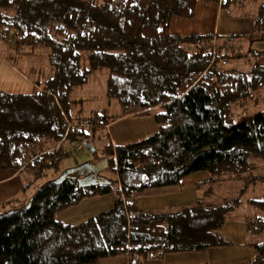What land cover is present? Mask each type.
Returning a JSON list of instances; mask_svg holds the SVG:
<instances>
[{"label": "trees", "instance_id": "16d2710c", "mask_svg": "<svg viewBox=\"0 0 264 264\" xmlns=\"http://www.w3.org/2000/svg\"><path fill=\"white\" fill-rule=\"evenodd\" d=\"M196 1L0 0V26L13 33L15 49L24 47L25 55L47 49L51 68L29 94L0 90V170L24 177L17 195L0 200V264H95L115 256L142 264L231 244L221 229L227 214L244 205L249 187L220 196V203L214 196L224 179L264 185V65L225 68L222 60L237 54L222 48L220 35L172 33V17L194 19ZM204 1L231 16L250 13L246 36L264 40V0ZM97 69L109 71L106 95L118 113L108 118L97 109L72 121L70 96ZM131 115L151 116L155 133L113 145L109 123ZM103 135L98 149L94 143ZM67 143L94 146L90 161L105 160L117 181L112 207L76 223L56 213L112 188L107 178L79 187L82 169L37 185L49 173L62 174ZM201 171L208 178L195 184L200 193L192 204L138 207L137 195L180 188ZM251 192L246 203L260 213L246 228L263 237L248 240L253 257L244 264H264V194Z\"/></svg>", "mask_w": 264, "mask_h": 264}, {"label": "crops", "instance_id": "0c3cea01", "mask_svg": "<svg viewBox=\"0 0 264 264\" xmlns=\"http://www.w3.org/2000/svg\"><path fill=\"white\" fill-rule=\"evenodd\" d=\"M234 15H228L219 4L197 0L195 3L194 19L188 20L173 16L170 29L172 33L175 32L181 35L213 33L216 34V38L220 35V38L217 39L218 43L222 45L226 43L227 49H233L234 53L237 54L236 58L229 60L231 64L230 69H240L241 66H244L247 70L253 62L264 65V40H259L254 36H246L252 32L253 15L250 13L245 14L242 10L234 11ZM11 56L12 54L9 53L8 48L4 49V53H0V59L4 62L6 61V63L12 61ZM11 70L12 73H17L16 68L13 67ZM12 73L6 76L5 79L0 76V88L8 90L11 93L23 92L29 94L31 84L26 85L27 83H23V81L13 77ZM23 77L31 81L25 75ZM121 123L122 126L120 125ZM115 124H117L115 133L118 136L116 134V137L111 136L114 134L110 135L113 145H121L144 139V137L155 133L157 129L155 120L147 115L122 116L110 122L107 130L110 128L112 131L111 127ZM127 125L131 127V131L125 132ZM207 178L206 172H195L182 180L180 188L168 187L147 190L145 193L137 195L138 207L144 211H158L170 205H190L195 200L196 195L200 193L195 184ZM23 179L24 177L19 172L11 168L0 170V200L17 195L23 185ZM226 180H222L219 184L221 187H224V193L220 192L221 197L227 196V191H225L227 185L224 186ZM96 197L98 196L91 198ZM113 200L114 197L109 201L110 204H113ZM87 201L90 200L84 199L82 204L92 203L91 201ZM95 204L98 205V203ZM230 219L232 221L226 220L221 233L225 240L231 242V244L223 247L208 248L205 251L173 253L167 255L163 260L149 259L143 261L142 264H244L250 261L253 257V252L252 248L248 246L249 231L246 228L248 221L244 216H239L236 219L230 217ZM59 220L63 221V219ZM65 220L63 222L76 223L71 216ZM95 264H129V258L127 256L103 257V259Z\"/></svg>", "mask_w": 264, "mask_h": 264}, {"label": "rangeland", "instance_id": "374dc122", "mask_svg": "<svg viewBox=\"0 0 264 264\" xmlns=\"http://www.w3.org/2000/svg\"><path fill=\"white\" fill-rule=\"evenodd\" d=\"M4 44H0V53L3 52L4 53ZM9 53L12 54L11 59L12 61L9 63H6V61L4 62L2 59H0V76L5 79L6 76L10 75L12 73L13 67L16 68L17 73H12L13 77L19 79L20 81H23V83H27L26 85H30V90H32V88L34 87V82H37L40 78L39 75L40 73H44V74H49L51 68L49 66L48 63V50L44 49V48H38V50H36L34 53L31 54H19L18 51L15 49H9ZM246 54V51H245ZM226 61H228V64L225 65V68H230V61L229 59H227ZM241 66V65H240ZM246 70L244 68V66H241L239 70ZM109 74V71L106 69L100 70L97 69L93 72L90 73L89 78L90 80L85 83V85L81 86V87H77L74 89V92L71 94L70 96V108H69V113L71 114V119L72 121L75 120H79V121H84L86 120V118L89 117V115L91 114L92 110H101L104 109L106 110L107 114H108V118L114 116L116 113H118L117 111V105H116V101L113 99H109L106 95L107 89H106V83H107V76ZM23 75H25L27 78H29L31 81L27 80L26 78L23 77ZM41 80V79H40ZM31 82V83H29ZM0 90L4 91V92H10L8 90H4L1 89ZM23 93V92H22ZM264 98V96H263ZM262 104H264V99L262 101ZM235 110H238V107H235ZM149 116V115H147ZM137 125V123H135ZM122 126V123L120 124ZM117 124L112 125L110 130L108 131L109 137L111 134L112 137H116V135L118 136L117 133H115V130L117 129ZM126 131H131V127H129L127 125V128L125 129ZM103 134V133H102ZM116 134V135H115ZM106 135L103 137H101L98 141H96L94 143V146L97 147L99 149V147L102 146V143H104ZM66 147L68 148V150L70 151L67 159L65 160L62 169L65 171L66 169H75L78 166L82 165V164H86L88 163V161H90L93 158L92 153H90L88 151V149H86V147L84 146L82 149H76L75 145L74 147H72V145L70 144H66ZM100 161V160H99ZM98 161V162H99ZM97 162V163H98ZM81 170V169H79ZM82 170H84V175L88 176L90 173L88 172L89 169H85L82 168ZM88 172V173H87ZM96 172V171H95ZM63 173V172H62ZM257 174L259 173L256 172ZM96 178L98 179L99 177H103V178H107L110 179L111 181V188H112V193L110 194H105V195H101L98 196L96 198H90L88 200H90L92 203L90 204H82L83 200L80 202V204H78V206L73 207V208H67L63 211H59L56 213L57 218L59 219H63V221H66V218H69L70 216L73 218V220L75 222H79L81 220L86 219L87 217H90V215H94V213H98L101 212V210H105L111 207L112 204H110L109 201L112 200V197L114 196V192H115V187L117 185V181L114 177V175L112 174V172H110L108 170L107 167L102 168L99 172L94 173ZM193 174V173H191ZM260 174V173H259ZM61 174H52L49 173L47 176L43 177L42 179L36 181L37 185H42L45 182H51V181H55L56 179L59 178ZM24 180V179H23ZM228 180V181H227ZM226 180V184L224 183V186H226L225 191H227V196H231V197H235L236 194L238 193L239 189H241L244 186H248V191H246V193L243 195V198L245 200L244 205L240 206L239 208H237V210L235 211H231L230 213L227 214V221H232L230 219V217L233 218H237L239 216H244L246 218L247 221H255L256 216L260 213L257 209H255L254 207H251V205L248 203H246V201L248 200V198H251L252 192L251 189L253 190L254 194L255 193H260L261 195L264 194V185L262 183L255 182V181H251L249 178H241V179H227ZM230 181V182H229ZM88 183V182H86ZM216 186V185H215ZM35 188V185H32V189L30 190V194L33 192ZM216 189H218L216 195L214 196V200H216L217 202L220 203V196L221 193H224V187L221 185H217ZM225 193V194H226ZM224 194V195H225ZM259 194V195H260ZM256 196V195H255ZM213 200V201H214ZM87 201V202H90ZM93 201H98V202H93ZM95 203H98V205H96ZM89 205V206H86ZM75 209V210H74ZM262 211V210H261ZM74 216V217H73ZM236 222V221H235ZM255 229H250L249 231V235H248V240H252L253 238L255 240H260L263 237V233L261 232V234L257 233L254 231Z\"/></svg>", "mask_w": 264, "mask_h": 264}, {"label": "water", "instance_id": "95a60500", "mask_svg": "<svg viewBox=\"0 0 264 264\" xmlns=\"http://www.w3.org/2000/svg\"><path fill=\"white\" fill-rule=\"evenodd\" d=\"M84 146L86 147V149H88V151L90 153H92L94 151V146L90 145V144H84ZM99 162H101V165L99 166ZM98 163L97 162H91V161H88V163L86 164H82L80 166H78L77 168L75 169H66L65 171H63V173L59 176V178L57 179L58 181H61L63 180L66 175H68L69 173H73L75 171H77V169H82V168H85V169H89L90 171L94 170L96 172H99L102 168H105L107 167L106 165V161L105 160H100ZM86 175L83 176V177H79L77 180H78V185L79 187H89L90 185L94 184V183H102V182H106L108 183V180L105 179V178H101L99 177L98 178V181L96 182H89V183H86L85 179H86Z\"/></svg>", "mask_w": 264, "mask_h": 264}, {"label": "built area", "instance_id": "2783aa9c", "mask_svg": "<svg viewBox=\"0 0 264 264\" xmlns=\"http://www.w3.org/2000/svg\"><path fill=\"white\" fill-rule=\"evenodd\" d=\"M4 40L6 42V43L5 42L4 43L6 44L7 48L15 50V45H16L15 42L16 41H15V38L13 36V33L12 32L6 33L5 30L0 26V44H1V42H2V44H4L3 43ZM222 48H224V49L227 48V45L226 44L222 45ZM16 50L18 51L19 54H25L26 53V50L24 47H20ZM212 50L214 52L216 50L215 42L212 44ZM227 63H228V61L222 60L223 65H225ZM69 126H70V124H69ZM81 126H83V125H81ZM75 146H76V149H81L83 147L82 143H76Z\"/></svg>", "mask_w": 264, "mask_h": 264}, {"label": "flooded vegetation", "instance_id": "af4514ba", "mask_svg": "<svg viewBox=\"0 0 264 264\" xmlns=\"http://www.w3.org/2000/svg\"><path fill=\"white\" fill-rule=\"evenodd\" d=\"M101 165V162H99V166ZM90 174L88 175V176H86L87 178L85 179V181L86 182H96V181H98V179L96 178V176H95V174L94 173H96L94 170H92V171H88ZM87 172V173H88ZM83 176H85V175H83ZM83 176H81V177H83Z\"/></svg>", "mask_w": 264, "mask_h": 264}]
</instances>
